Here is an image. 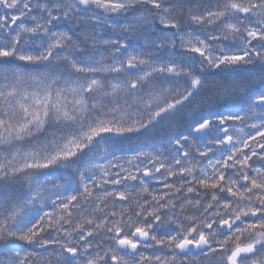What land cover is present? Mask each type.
Segmentation results:
<instances>
[{
	"label": "snow or ice",
	"instance_id": "obj_1",
	"mask_svg": "<svg viewBox=\"0 0 264 264\" xmlns=\"http://www.w3.org/2000/svg\"><path fill=\"white\" fill-rule=\"evenodd\" d=\"M0 264H264V0H0Z\"/></svg>",
	"mask_w": 264,
	"mask_h": 264
}]
</instances>
